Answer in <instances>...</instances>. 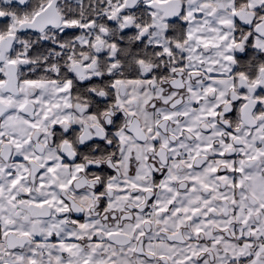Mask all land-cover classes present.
Listing matches in <instances>:
<instances>
[{
    "label": "snow or ice",
    "instance_id": "1",
    "mask_svg": "<svg viewBox=\"0 0 264 264\" xmlns=\"http://www.w3.org/2000/svg\"><path fill=\"white\" fill-rule=\"evenodd\" d=\"M0 264H264V0H0Z\"/></svg>",
    "mask_w": 264,
    "mask_h": 264
}]
</instances>
